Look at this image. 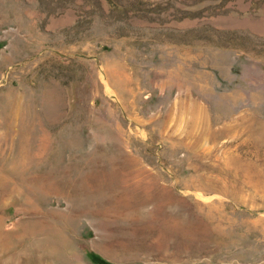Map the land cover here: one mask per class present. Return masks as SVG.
I'll use <instances>...</instances> for the list:
<instances>
[{"label": "rangeland", "instance_id": "374dc122", "mask_svg": "<svg viewBox=\"0 0 264 264\" xmlns=\"http://www.w3.org/2000/svg\"><path fill=\"white\" fill-rule=\"evenodd\" d=\"M263 131L264 0H0V264H264Z\"/></svg>", "mask_w": 264, "mask_h": 264}, {"label": "bare ground", "instance_id": "6f19581e", "mask_svg": "<svg viewBox=\"0 0 264 264\" xmlns=\"http://www.w3.org/2000/svg\"><path fill=\"white\" fill-rule=\"evenodd\" d=\"M262 127H263V126H262ZM240 128H241V127H240ZM246 129H247V128H246ZM258 129H260V128H258ZM251 130H252V129H251ZM261 130H262V129H261ZM261 130H260V131H261ZM245 131H246V130H245ZM248 131H249V130H248ZM253 131H254V130H253ZM253 131H252V132H253ZM263 132H264V131H263ZM242 133H243V132H242ZM261 133H262V132H261ZM252 134H253V133H252ZM252 134H251V135H252ZM257 134L259 135V133H257ZM257 134H256V135H257ZM246 135H247V134H246ZM247 137H249V136H247ZM251 137H253V135L250 136V138H251ZM259 137H260L259 140H258V139H257V140L260 141L261 149H262V148L264 147V135H260ZM250 140L252 141V139H250ZM257 140H256V141H257ZM258 141H257V142H258ZM246 142H247V141H246ZM249 142H250V141H249ZM253 142H254V141H253ZM247 144H248V143H247ZM255 144H256V143L254 142V146H255ZM258 144H259V142H258ZM260 144H259V145H260ZM256 146H257V145H256ZM256 146H255V147H256ZM257 147H258V146H257ZM242 148H243V147H242ZM259 148H260V147H259ZM239 149H240V148H239ZM257 150H258V148H257ZM243 159H244V158H243ZM236 160H237V159H236ZM239 161H240V160H239ZM233 162H235V161H233ZM236 162H237V161H236ZM237 163L239 164V162H237ZM240 163H241V162H240ZM245 163H246V161H245ZM234 164H235V163H234ZM238 164H236V166H237ZM241 165H243V164H241ZM241 165H240V166H241ZM245 165H246V164H245ZM247 166H248V165H247ZM237 167H238V166H237ZM254 167H256V166H254ZM238 168H239V167H238ZM243 168H245V166H243ZM241 169H242V167H241ZM241 169H240V170H241ZM256 169H257V168H256ZM242 170H243V169H242ZM242 170H241V171H242ZM249 170H251V169H249ZM241 171H240V172H241ZM243 172H244V171H243ZM254 172H255V171H254ZM258 174H260V173H258ZM3 178H4V177H3ZM1 179H2V177L0 178V181H1ZM5 179H6V178H5ZM3 180H4V179H2V181H3ZM6 183H7V181H6ZM190 184H191V185H194V181H193V180L190 181ZM200 184H201L200 187H202V188H206V189H211V188H212V187H211V184H210L209 182H208V183H207V182H206V183H200Z\"/></svg>", "mask_w": 264, "mask_h": 264}]
</instances>
